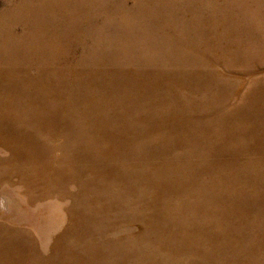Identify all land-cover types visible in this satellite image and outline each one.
Returning a JSON list of instances; mask_svg holds the SVG:
<instances>
[{"label":"rangeland","instance_id":"374dc122","mask_svg":"<svg viewBox=\"0 0 264 264\" xmlns=\"http://www.w3.org/2000/svg\"><path fill=\"white\" fill-rule=\"evenodd\" d=\"M0 264H264V0H0Z\"/></svg>","mask_w":264,"mask_h":264}]
</instances>
